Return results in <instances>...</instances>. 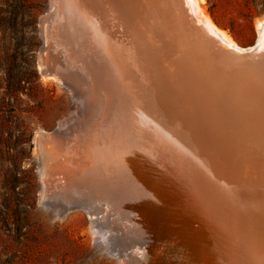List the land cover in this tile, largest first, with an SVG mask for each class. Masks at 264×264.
Segmentation results:
<instances>
[{
    "label": "rangeland",
    "instance_id": "obj_1",
    "mask_svg": "<svg viewBox=\"0 0 264 264\" xmlns=\"http://www.w3.org/2000/svg\"><path fill=\"white\" fill-rule=\"evenodd\" d=\"M97 3L103 11L104 1ZM197 3L238 48L254 47L264 0ZM49 6V0H0V264H248L253 237L264 232V208L247 210L243 196L251 192L250 199L264 200V129L251 135L238 123L230 128L240 120L231 114L237 89L218 87L220 68L202 60L165 66L164 78L139 54L144 65L136 69L121 28L114 34L116 51L127 58L123 49L130 50L134 71L128 65L117 69L111 56L99 53L97 74L88 67L90 57L80 60L69 41H61L71 57H61L63 79L44 77L40 57L55 50L48 41L40 52V20ZM198 30L189 23L173 38L183 47V36ZM156 32L148 28L151 38L157 39ZM255 53L252 62L264 72V45ZM251 64L244 65L250 78L242 85L256 90L247 100L261 104L262 120L252 121L258 127L264 123V74ZM217 87L220 95L214 94ZM235 130L247 136L238 139ZM54 131L64 133L59 154L43 163L38 135ZM154 140L162 152L158 160Z\"/></svg>",
    "mask_w": 264,
    "mask_h": 264
},
{
    "label": "bare ground",
    "instance_id": "obj_2",
    "mask_svg": "<svg viewBox=\"0 0 264 264\" xmlns=\"http://www.w3.org/2000/svg\"><path fill=\"white\" fill-rule=\"evenodd\" d=\"M103 1H104V5H106V7L102 11L99 8V6H98L97 0H49V2H50L49 9L52 8V10H50V13L49 14L47 12L45 16L43 15L42 18H41V20H40V30H41V38H42V47H41V51L40 52L42 53L45 50V48H47L48 41L49 42L52 41V47L55 48V50H53L54 51L53 54H56V55H53V54L51 55V52H49L48 53L49 56H47L46 58H44L43 56L40 57V61L41 62L39 64H41L40 65V72H41L42 76H44V77H50V78H54V79H56L58 77L59 80L63 79L61 77L62 75L60 74L61 73V70L60 69H61V67H64V69H65L64 63H66V62L63 63V60L61 59V57L64 58V60L65 59H68L69 61H71L70 60L71 57H69L68 54H66L67 53L66 49L64 47H61V45H60L61 44V41H65V42L69 41V43L71 45V49H70L71 50V53L75 54V56L77 58H80V60L86 59V58L90 57L91 60L88 59V61H87L88 62V67L91 68V69H93L94 72H97V74H100V71H101L100 62L96 59V57L99 55V53H103L104 55L111 56V58H112L111 60L113 62V65L115 63V67L117 69L118 68L120 69L122 65H125V66L128 65V61L129 60L127 58L130 57V52H129L130 50L128 51L127 48L123 49L129 55V57H127V58L124 57L121 52L116 51V48L119 47V44H116L115 45V43H117L118 41L116 39H114L116 37V36H114V34L118 32V28H121L122 31H123V33H124V36L126 38L125 39L126 42H124V43L126 44L127 41H128L131 44L130 46L128 45L129 48L131 46H133V47H131V50H132V54L134 55V59H135L134 61H135L136 69H141V71H142V65H144L143 64L144 63V60L143 59H145V58H147L146 60L149 59V61L153 64V66H155V68H158L159 73L163 74V77L164 78L166 76V71H165L166 68H165V66H169L170 67V70H172V68L174 66H176V63H177L178 60L180 62H183L184 60H186L188 58L192 59L193 62L194 61H198V60L199 61L202 60L204 66L205 65H207V66L209 65V67H210V65H213L212 66L213 68L211 67L213 70L215 69L214 67H219L220 68V72L222 73V75H224V77L221 76V78L219 79V82H218L219 84L217 86L220 87L219 85H220V83H222L221 84L222 89L224 87L225 90L226 89L228 90V88H231L232 87L231 90L233 88L234 89L236 88L238 90V91L236 90L237 92L234 90L236 94H234V95H231L230 94L231 95L230 96V100H232V101L234 100L235 101L234 102V108H233V111L231 112V114L236 115V116L238 115L240 117V120L239 121L236 120L237 121L236 123H235V121H234V123H231L230 128L232 126H234V125L240 124L241 125V129L243 131H245V132L249 131L251 135L252 134L253 135L257 134L256 128H263L264 129V123H263L262 126H259L258 125V127H257L256 124H254L252 122V121L258 122L259 120H262L261 119L262 116H259V114H258V111L261 108L260 102L259 101L250 102V101L247 100V97L248 96H252V95H256L257 94L256 93V90L255 89H251V88H249V89L246 88L248 90L245 91V89L243 88V85H242V83H243L244 80L247 81L246 77H249L250 78L249 72L246 71V68L244 66L245 64L252 63L250 66H252V67L253 66H256L257 70L260 71L261 74H264L262 65L260 63H259V66H258V64H253L254 61L252 62V60L254 58L251 59L256 54L255 53L256 50L258 48H261V45H264V43H263V41H264V20H263V22H261V23H259L257 25L258 26V30H257L258 31V40L256 42V46L253 49H241V48H238L233 42H231L230 38L224 32L218 30L213 25V23L210 21V19L208 17H206L202 13L201 9L198 6L197 0H190L192 2L191 3V10L189 9L190 10V13H186V11L183 10L182 4H180L181 9L185 13L184 14L182 12L183 13L182 14L183 17L181 16V14H178L176 12L180 8V7H178L179 2H180L179 0H170V2H172L173 8L170 7L167 11H166V9L163 10L158 5H153L149 0H103ZM171 8H172V10H171ZM184 8L186 9V6ZM168 11H170L171 13L168 12ZM119 13H120V15H119ZM47 16H48V24H46V22H47ZM122 18H124L123 21H122ZM58 19H60V23L58 22ZM178 20H179V22H182V21L186 20L187 22H190V23H191V20H193L195 23L192 24V25H195L196 28H199L200 29V30H198L199 33L197 34V37H199V39L191 40L190 41L191 45L188 44L187 42L185 43V41H183V44H184L183 47H181L180 45H178V39H176V38L174 39L173 38V36L176 37L177 35H180V34H178L180 32V31L178 32ZM157 22H163V23H165V25L162 24L163 27H158L157 26ZM156 26L158 27L159 30L157 29ZM153 27L155 29H157V32H156L157 39L151 38V36L148 33V28L149 29H152ZM50 28L52 29V31H49V30H51ZM163 30H164V32L162 33ZM163 34L165 35L164 37H167L168 38V39L165 38L167 40H165L164 38L163 39L161 38ZM181 35H183V34L181 33ZM127 36H129V37H127ZM56 37H57V39H56ZM170 38L172 39V41H171ZM152 41L157 42V44H155L156 46L155 47L153 46V48L151 46ZM123 46L124 47H127L124 44H123ZM178 47H179V49H178ZM60 49H61V51H59ZM119 50H121V49H119ZM59 52H60V54L62 56L61 55H58ZM139 54H141V56H142V54H143V56L145 55V58L141 57L142 60L139 59ZM51 58H52V60H51ZM44 59H46V60L43 61ZM48 59H50V63L49 62H46ZM89 60H90V62H89ZM130 60H131V64H130V66L129 65L128 66L133 69L135 65L132 62V59L131 58H130ZM74 61L76 63L79 62V61H76V60H74ZM202 61H201V63H202ZM256 62L257 61H255V63ZM187 63H188V61H187ZM192 63H190V65ZM67 64L70 65L71 63H67ZM184 64H186V63L184 62ZM86 65H87V63H86ZM86 65L84 67H86ZM179 65L180 64H178V66ZM186 65H189V63L186 64ZM193 65L194 64H192L191 66L193 67ZM138 66L141 67V68H138ZM202 66L203 65H201V70H202V68H204ZM59 67H60V69H59ZM81 67L82 66H80V68ZM88 67H86V68H88ZM188 67H190V66H188ZM233 69H235V70H233ZM80 70H82V68ZM98 70H99V72H98ZM205 70H207V69H205ZM133 71H134V69H133ZM254 71H256V70H254ZM86 73H87V71H86ZM168 73H170V72H168ZM204 73L206 74V72H204ZM122 74H120V75H122ZM170 74H172V72ZM208 74L210 75V73H208ZM94 75H95V73H94ZM117 75H119V74H117ZM143 75H142V78H143ZM147 75L149 76V74H147ZM251 75H253V74H251ZM258 75H259V73L256 71V74L253 75V76L260 78L259 77L260 75L259 76ZM172 76H173V74H172ZM152 77H154V76H152ZM99 78H101V77H99ZM198 78H200V77H198ZM208 78L209 79H212L210 77H208ZM92 79L93 78H91L90 80H92ZM154 79H156V78H154ZM212 81H214V80H212ZM216 82L214 84H216ZM262 82H264V81H262ZM160 84H161V82H160ZM164 87H166V86H164ZM218 87L217 88H213L215 90V93L214 94H216V95H220L218 93V90L220 88L218 89ZM165 91H166V89H165ZM233 92H230V93H233ZM158 108H159V106H158ZM175 110H174L175 111L174 112V115H176L178 113V111H177L176 108H175ZM254 114H256V115H254ZM169 115H170L169 118H171L172 117L171 114H169ZM195 115H197V114H195ZM238 116H237V118H238ZM125 119H123V120H125ZM248 123H251L252 126L250 127V125H248ZM174 125H172V126H174ZM123 126H125V125H123ZM246 127H249V129L246 130ZM237 129L239 130V128H237ZM170 130L173 131V129H170ZM243 131H241V132H243ZM236 132H238V131L235 130V135H236V137L238 139H239V137L242 138V136H247L245 132H243L241 134L240 133H237L236 134ZM62 134L64 135L63 132L61 134H59V132L57 133V132L54 131L51 134H46L45 135L44 133H41L40 135H38V137L40 136V139L39 140L37 139V141L39 142V147L41 148V153L43 154V163L47 162L51 158V156L53 157L55 155L53 153H55V151L61 146V139H62L61 138L62 137L61 135ZM79 134H81V133H79ZM79 134L77 133V135H79ZM172 135H173V133H172ZM175 135L176 134H174V136ZM235 135H232L233 138H235L234 137ZM71 136L72 135L69 134V137H71ZM86 136H88V135H86ZM83 137L84 136H82V138ZM180 138H182V137H180ZM70 140H72V139H70ZM76 140L77 139H75V141ZM87 140H88V138H87ZM96 141H99V140H96ZM176 141H177V138H176ZM250 142H251V140H250ZM254 142H256V141H254ZM71 143H73V142H71ZM77 143H78V141H77ZM88 143H89V141H88ZM92 143H93V141H92ZM165 144H167V143H165ZM179 144H178V146H179ZM81 145H83V144H81ZM65 146H66V144H65ZM183 146H188V144L184 143ZM69 147L70 146H68V148ZM75 148H77V147L75 146ZM168 149H170V148H168ZM153 150H154V153H155V158H157V160H158V158H161V154L160 153H162V152H160L161 149H159V147L157 145V142L155 140L153 141ZM62 151H64V150H62ZM169 153H172V152H169ZM57 154H59V153L57 152ZM63 154L65 155V152ZM187 155H188V153H187ZM175 156H177V155H175ZM171 158H174V157H171ZM168 161H170V160H168ZM186 161L187 160H185V162ZM205 161H207V159ZM174 162H176V161H174ZM57 164H59V163H57ZM177 164H178V162H177ZM45 166H47V168H48L50 165H45ZM187 166H189V165H187ZM43 167H44V165H43ZM182 167H184V165ZM182 167H181V170H183ZM173 168H175V167H173ZM50 169H52V168H50ZM190 171H192V170H190ZM85 173H86V171H85ZM191 174H192V172H191ZM185 175H186V173H185ZM93 178H92V180L95 181V179H93ZM153 178H155V176ZM134 179H136V178L134 177ZM80 180H81V178H80ZM82 180H83V178H82ZM87 180H88V177H87ZM192 180H193V178H192ZM138 181H141V177L138 178ZM97 182L99 183V181H97ZM154 182H155V180H154ZM195 182L196 181H194V183ZM68 183H70V182H68ZM94 183H93V185H94ZM102 183H104V182L102 181ZM102 183H100V184H102ZM81 185L83 187V184H81ZM192 185H194V184H192ZM71 186H73V185H71ZM88 186H89V184H88ZM127 187H128V185H127ZM172 187L173 186H171V188ZM175 187L176 186H174V188ZM245 188H244V190H245ZM194 189H197V188H194ZM91 190L92 189H90V191ZM124 191L127 192L128 190L126 189ZM244 192H247V191H244ZM216 193H217V191H216ZM250 193H248V194L245 193L246 196H243V197L248 198L247 201L249 202V204H247V202H246V204H244L243 207H246V209L249 210V211H251V212H256L257 213L259 210H261V208H264V200L263 201L262 200H260V201L257 200L256 201L253 198L250 199V197L252 196ZM118 194H121V193H118ZM146 194H148V192ZM124 195H123V197H124ZM163 197H165V196L163 195ZM141 198H143V197H141ZM173 198L171 200H173ZM151 199H153V198H151ZM160 200H161V198H160ZM153 201H154V199H153ZM233 203H235V202H233ZM239 206H240V204H239ZM155 207L156 206H154V209H155ZM152 209H153V206H152ZM149 210H150V208H149ZM262 221H263V219L260 221V223H262ZM260 225L261 224H259V227H260ZM262 226H264V223H262ZM259 227H258V229H259ZM256 228L257 227H255V229ZM262 229H264V228H262ZM173 232H174V230H173ZM203 238H204V236H203ZM263 246H264V232L261 234V232L259 231V235L256 234V237L255 236L253 237V240H252V243H251L250 254H249V257L247 258V260H249L248 264H264V247Z\"/></svg>",
    "mask_w": 264,
    "mask_h": 264
},
{
    "label": "water",
    "instance_id": "obj_3",
    "mask_svg": "<svg viewBox=\"0 0 264 264\" xmlns=\"http://www.w3.org/2000/svg\"><path fill=\"white\" fill-rule=\"evenodd\" d=\"M153 5H158L160 8H162L163 10H165L166 9V11L170 8V7H172L173 8V6H172V2H170V0H149ZM180 2H179V5H178V7H180V4H182V6H183V10H185L186 11V13H190V10H191V1L190 0H179ZM186 6V9L184 8ZM190 6V7H189ZM175 7V6H174ZM172 8H171V10H172ZM190 9V10H189ZM182 9H181V7L178 9V11H176L178 14H181V16L183 17V13H184V11H183ZM168 12H170V11H168ZM183 12V13H182ZM167 13V12H166ZM171 13V12H170ZM185 14V13H184ZM187 17V16H186ZM179 19V18H178ZM190 22H187L186 20H184V21H182V22H179V20H178V30L180 29V31L182 32V34H183V29L185 28V26L187 25V24H189ZM195 22L193 21V20H191V24H194ZM162 24L163 25H165V23H163V22H157V26L158 27H163L162 26ZM156 26V27H157ZM158 27H157V29H158ZM159 30V29H158ZM164 32V30L162 31V33ZM185 35V34H184ZM163 37H164V34L162 35V39H163ZM185 37V43L187 42L188 44H190L191 45V43H190V41L191 40H194V39H199V37H197V34H193V35H191L190 37H187L186 35L184 36ZM256 46V44L254 45V47ZM254 47H252V48H250V49H253Z\"/></svg>",
    "mask_w": 264,
    "mask_h": 264
}]
</instances>
